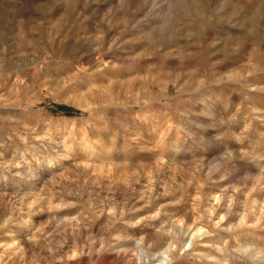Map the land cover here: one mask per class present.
Wrapping results in <instances>:
<instances>
[{
	"label": "rangeland",
	"instance_id": "rangeland-1",
	"mask_svg": "<svg viewBox=\"0 0 264 264\" xmlns=\"http://www.w3.org/2000/svg\"><path fill=\"white\" fill-rule=\"evenodd\" d=\"M159 261L264 264V0H0V264Z\"/></svg>",
	"mask_w": 264,
	"mask_h": 264
},
{
	"label": "bare ground",
	"instance_id": "bare-ground-1",
	"mask_svg": "<svg viewBox=\"0 0 264 264\" xmlns=\"http://www.w3.org/2000/svg\"><path fill=\"white\" fill-rule=\"evenodd\" d=\"M200 230H201V229H197L195 233H198ZM160 263H161V261H159L158 264H160Z\"/></svg>",
	"mask_w": 264,
	"mask_h": 264
},
{
	"label": "trees",
	"instance_id": "trees-1",
	"mask_svg": "<svg viewBox=\"0 0 264 264\" xmlns=\"http://www.w3.org/2000/svg\"><path fill=\"white\" fill-rule=\"evenodd\" d=\"M68 111V109H66Z\"/></svg>",
	"mask_w": 264,
	"mask_h": 264
}]
</instances>
